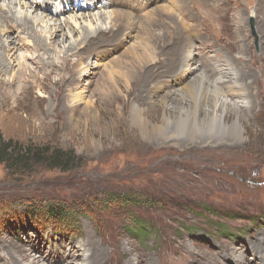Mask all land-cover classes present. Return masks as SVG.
I'll return each mask as SVG.
<instances>
[{"label": "rangeland", "instance_id": "1", "mask_svg": "<svg viewBox=\"0 0 264 264\" xmlns=\"http://www.w3.org/2000/svg\"><path fill=\"white\" fill-rule=\"evenodd\" d=\"M4 1L8 0L0 3ZM113 1L117 0H56L42 11L63 22L81 14L111 13ZM164 1H136L142 6L135 12L168 2ZM198 1L193 9L200 15L204 3ZM211 9V25L201 27L195 47L201 63L210 57L209 50L219 48L220 38L226 46L235 45V24L220 17L223 13L232 20L235 11ZM250 31L253 52L259 54L257 36ZM130 41L123 44L129 46ZM114 53L106 54V60L90 56L86 66L96 75H84L72 86L73 94L50 97L54 87L43 94L46 128L8 129L0 124L6 141L70 151L81 160L73 172L37 167L22 180L10 177L0 165V264H29L35 258L45 264H254L256 252L264 255V108L250 116L240 131L206 122L201 113L198 120L173 119L155 132L133 114L131 100L122 109L98 97L96 90ZM28 64L35 67L31 60ZM259 85L264 91V77ZM119 97L124 106V94ZM66 106L75 107L73 117L63 114ZM146 116L153 124H165L161 113ZM233 121L229 117L227 122ZM225 139L238 144L217 145ZM208 141L216 145L209 146ZM112 193L118 200L130 197L135 206L100 204ZM34 200L76 209L77 219L56 225L27 216L28 204L38 203ZM79 205L87 209L81 212ZM91 236L101 245L100 251L90 244ZM258 246L262 251L256 250Z\"/></svg>", "mask_w": 264, "mask_h": 264}, {"label": "bare ground", "instance_id": "2", "mask_svg": "<svg viewBox=\"0 0 264 264\" xmlns=\"http://www.w3.org/2000/svg\"><path fill=\"white\" fill-rule=\"evenodd\" d=\"M136 1L140 0L113 1L111 13L81 14L63 22L42 11L56 0L0 3V124L8 129L46 128L49 121L42 105L43 94H50L52 87L50 97L62 99L66 93L73 94L72 86L76 87L84 75H96L87 67L90 56L106 60L110 52H115L116 57L106 64L105 80L96 90L98 97L122 109L131 100L133 114L155 132L173 119L188 116L198 120L201 113L206 122L240 131L250 116L264 108V91L259 85L264 77V0H245L246 5L244 0H203L200 15L193 9L198 7V0H168L145 12L141 11L145 6L135 12L142 6H137ZM227 3L231 5L225 8ZM208 4L216 10L227 9L226 14L235 11V20L220 15L235 24V45L226 46L220 38L219 48L211 51L209 47L210 57L201 63L195 47L201 27H209L213 19ZM78 6L82 9V5ZM250 28L257 36L258 55L253 52ZM74 34H78L77 40ZM65 38L69 40L63 44ZM126 39L131 40V45L123 44ZM205 52L201 50L200 54ZM30 60L35 67L28 64ZM119 93L124 94V106L119 102ZM23 111L29 115L23 117ZM75 112V107L63 109L68 117ZM148 112L161 113L165 124H153L146 116ZM229 117H234L231 124L227 122ZM233 140L225 139L217 145L236 146L238 140ZM89 239L100 251L101 245L94 237ZM260 246L257 251H262ZM258 253L254 264H264V255ZM29 264L45 263L35 258Z\"/></svg>", "mask_w": 264, "mask_h": 264}, {"label": "trees", "instance_id": "3", "mask_svg": "<svg viewBox=\"0 0 264 264\" xmlns=\"http://www.w3.org/2000/svg\"><path fill=\"white\" fill-rule=\"evenodd\" d=\"M79 162L81 160L73 152L44 146H25L12 140L6 141L0 134V165L5 166L10 177L22 180L37 167L69 173L77 169ZM34 201L38 203L35 206L28 204L31 212L27 216H40L41 219L44 218L42 220L53 221L56 225L74 223L77 219L78 211L76 209L47 201ZM104 202L108 205L117 204L121 207L135 206V201H132L130 197L126 196V198L122 197L118 200L117 195L113 193L104 196L100 204ZM27 203H31V201ZM77 209L84 212L87 208L79 205Z\"/></svg>", "mask_w": 264, "mask_h": 264}]
</instances>
